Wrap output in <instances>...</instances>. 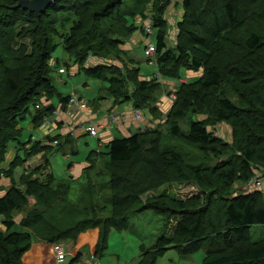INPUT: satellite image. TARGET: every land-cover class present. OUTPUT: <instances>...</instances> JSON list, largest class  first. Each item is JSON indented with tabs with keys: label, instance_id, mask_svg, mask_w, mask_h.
Here are the masks:
<instances>
[{
	"label": "trees",
	"instance_id": "1",
	"mask_svg": "<svg viewBox=\"0 0 264 264\" xmlns=\"http://www.w3.org/2000/svg\"><path fill=\"white\" fill-rule=\"evenodd\" d=\"M171 2L54 0L36 15L16 7L17 0H0V164L9 144L19 141V121L30 116L33 124L40 126L53 109L43 106V99L56 94L53 73L57 66L51 60L59 44L57 26L63 13L73 17L68 32L60 36L68 60L79 66L89 56L123 62L124 74L113 66L90 67L86 73L107 81L115 98L130 99L126 95L132 87L136 109L155 113L149 102L159 88L156 79L139 81L133 61L123 60L126 53L120 47L137 30V18L150 20L154 63L160 76L179 79L185 70L201 72L175 90L178 96L164 123L166 134L159 128L146 129L113 139L101 166L96 163L101 154H89L90 167L79 180H58L52 174L33 178L40 174L41 166L28 170L19 186L11 184L0 198V216L6 228L5 233L0 232V264H22L34 242L72 244L81 233L96 228L100 238L95 255H100L110 231L128 227L130 214L151 210L161 215L169 208L166 194L159 193V200L153 203H142L143 196L188 179L200 187L209 185L210 197L219 203H208V197L203 205L179 202L174 207L180 213L178 222L170 234L159 235L151 248L144 251L142 247L139 264H155L168 248H174L182 258L204 251L202 264H264V238L255 242L250 235L252 226H264V191L229 194L235 183L244 185L264 169V0H181L175 44L169 47L164 13ZM149 6L151 16L145 15ZM25 22L32 27L27 28ZM24 36L31 38L29 55L27 45L16 47V40ZM4 54L16 63L4 61ZM128 65L133 68L129 70ZM68 100L64 97L60 102L66 106ZM36 105L42 108L36 109ZM189 110L192 116L198 110L206 111L208 118H192L184 134L178 122ZM222 123L230 125V142L207 130ZM167 137L211 152L217 161L213 165L190 164L165 145ZM54 141L58 147L57 139H49ZM45 149L46 145L35 141L27 155ZM5 173L0 168V177ZM72 183L78 184L74 201L69 197ZM209 206L217 207L215 214ZM22 211L26 214L16 225L14 214ZM15 226L19 230L11 232ZM65 248L68 251L70 245ZM79 257L68 264H75Z\"/></svg>",
	"mask_w": 264,
	"mask_h": 264
},
{
	"label": "crops",
	"instance_id": "2",
	"mask_svg": "<svg viewBox=\"0 0 264 264\" xmlns=\"http://www.w3.org/2000/svg\"><path fill=\"white\" fill-rule=\"evenodd\" d=\"M166 18H168L167 15ZM178 21L179 19H176L173 22L177 23ZM168 36L174 40V36H176V30L173 31V36L170 33L168 34ZM124 45L123 47L121 46L122 50L125 49ZM128 48L129 50H131L129 46ZM129 50H124L126 56L123 57V60L125 62L133 61V66H135L139 81H149L151 79H156L157 83L159 84V88L155 93L154 100L152 99V101L149 102L150 106L155 109L156 112L151 113L147 108L141 110H139L138 108L136 109L135 101L132 100V87L127 90L126 95L130 99L126 98L125 100L122 97L115 98L108 91L109 83L107 81L95 79L91 76L89 77V75L86 73V69L90 67L93 68L97 66H113L119 72L124 74L126 73V71L123 67V62L117 59L92 58L89 56V60L85 61L86 63L83 66H79L70 60L66 61V59L64 58L63 64H57V68L54 72L55 74L53 73L56 77L55 79L53 78V85L55 86L56 91V94L53 98H57V101L59 103H57L58 106L55 105L56 102L53 101V98L50 100H46L45 98L43 99L44 105L52 106L54 110H57V114L52 115L54 117L53 124L51 125V127L47 128H44L43 126H35L32 122L31 117H28V128H33V132L38 135L37 137H32L34 138L33 142L38 141L41 144L46 145L47 150L45 149L44 151H41L34 156L28 157L27 152L31 149L33 142L30 143L29 139L27 142L21 143L20 138L19 141L16 142V146L8 147L4 157V161L0 164V168L2 169V171L6 172L5 175H2L0 177V198L5 195V191L11 186V184L19 186L22 176L29 174L28 170L34 171L36 167L42 166V169L39 171L40 174L33 175V178H43L46 174H52L54 176V166L62 167L65 162L67 165L65 166L63 171L65 172L64 175L67 176L66 179L68 180V178H71L72 180H79L83 176L84 172L87 171L90 167L88 157L91 152H99L101 154V156L96 158L97 166H101L102 161L106 159L104 155L107 153V145L109 142H111L115 138H127L142 130L150 129L151 123L155 122L154 119H156L159 114L167 115L172 108L174 94L171 91L176 90L177 84L179 85V83H187L193 81L201 74V72L184 71L183 73H180L179 79H168L160 76L157 71V76L143 78L140 75V68L137 65V61L128 56ZM148 63L155 64L154 62H149V60ZM128 68L130 67L128 66ZM79 73H82L86 78L106 82L107 86L103 88L106 93L99 97H96L93 103H90V101H88L81 92L72 90L70 94L64 95L63 93L58 91L59 89H57V87L67 84L62 77L75 76ZM82 85L86 90H91L90 84L88 85L86 79L82 80ZM168 87L171 91L168 90ZM71 95H76L84 98L86 101L85 106L82 109L71 110L60 102V99L64 97L69 98ZM133 110H136L137 113H139V120H136L134 118L132 113ZM122 111L126 112V116L123 120L118 121L116 124H111L108 121L109 116L119 114ZM25 119L26 117L21 121H24ZM90 122L101 126V129L97 132V136L93 137L84 132V128L87 127ZM84 136L90 137L92 146H89L90 144L86 143L85 146H88L87 150L89 151L83 152V155H80L79 145L82 141L80 143L79 141ZM49 139H57L59 141L58 147L53 146L51 142H49ZM20 150L24 151L25 153L23 157L19 155ZM59 153L62 154L61 158H59ZM73 156L77 157V159H74ZM13 164L15 166L12 167ZM19 166H22L21 170L15 173L14 170H16ZM17 213V215L14 214V222L16 225L19 224L22 217H24L26 214L25 211ZM2 220L3 218L2 216H0V232L5 233L6 228L2 224ZM126 225H128V227H125L122 230L112 229L108 236V244L113 242L114 239L118 240L116 241V243L114 242V245L117 244L116 246L120 251L124 250L127 246L125 245L124 247L125 236H123L124 234L121 232H130V230H133V227L129 224V217L126 220ZM134 233L138 236L137 231H135ZM99 238L100 230L98 228L81 233L77 237L75 242L70 244L68 255L73 259L76 255L80 254L78 261L81 262V264H85V262L86 264H95V260L99 259L103 255V253L100 255H95V250L99 243ZM51 246L52 245L50 244L42 242H34L29 251L23 256L22 264H55L56 262L54 261V258L52 256ZM142 247L143 245L141 243L139 245V249L141 252L136 259V263L134 264H139L140 262L141 255L143 253ZM171 249L174 248H168L167 250ZM116 257L118 260L120 259L119 254H116ZM188 258L189 257H187V259Z\"/></svg>",
	"mask_w": 264,
	"mask_h": 264
},
{
	"label": "rangeland",
	"instance_id": "3",
	"mask_svg": "<svg viewBox=\"0 0 264 264\" xmlns=\"http://www.w3.org/2000/svg\"><path fill=\"white\" fill-rule=\"evenodd\" d=\"M180 2H181V0H176V1L172 0L171 4L167 7L165 14H164V19H165L166 24H167V45L169 47H173L175 44V39L173 40L171 37L168 36V34L170 33L173 36V31L176 30V22L174 23L173 21L176 19H180V17H181L182 8H181ZM152 4L154 5V3H152ZM152 4H150V6H152ZM150 6L147 9V11L145 12V15H147V16L152 15ZM166 15L168 18H166ZM174 16H176V17H174ZM52 18H53V15L50 16L49 20H51ZM72 18L73 17H70L66 13H63L60 15V19H61V20L59 19L60 24H58V26H57L58 38H56V40H57L56 43H59V44L52 54V60H51L52 65L53 64H55V66L57 64L62 65L64 62V58L66 59V61H68V59L66 58V55L64 53V50L62 48V45L60 44V42H61L60 36L62 34L63 35L66 34L68 32V27H69L68 22L71 21ZM67 19H70V20L66 21ZM166 19H168V20H166ZM148 21H150V20L137 18L135 21V26L137 27L136 28L137 30L129 37V39H127L125 41L126 44L124 43L125 49L129 50L128 46L131 48V50H129V52H128V56L137 61V65L140 68V75L143 78H147V77L150 78V77L157 76V69H156L155 64H149L147 61V58L144 55V47H146V45H147L146 43L148 41H151L154 43V41H153L154 34L149 36V39H147L148 37H146L144 35V31H142L143 25L147 24ZM45 22H47V20H45ZM25 25L27 28L32 27L27 22H25ZM20 28H21V26L17 28V31H20ZM174 38H175V36H174ZM21 44L28 46V48L25 52L29 55V53H31L30 46L32 45L31 38H29L28 36L18 38L16 40V47H18ZM2 58L6 62H8L10 60L13 63H16L13 61V59L11 60V57H9L7 54H4ZM128 66L130 67V69L133 68L131 65H128ZM185 71H190V70H185ZM54 74H53V78L55 79L56 77ZM62 78L64 79V81H66L67 84L66 85L65 84L60 85L59 87H57V89H59L58 91L63 93L64 95L70 94L72 92V90H75L76 92H81L84 95V97L88 101H90V103H93V101L96 99V97H99V96L103 95L104 93H106V91L103 90V88L107 86L106 82L86 78L82 73H79L78 75H75V76H69V77L64 76ZM83 79L87 80L88 85L90 84V87H91L90 91L86 90L85 87L82 85ZM174 81H176V80H174ZM180 84L181 83H179V85L177 84L176 90L178 89V86H180ZM168 90L171 91L169 89V87H168ZM171 92L174 94L173 100L177 99V96H178L177 93H175V91H171ZM71 96H76V95H71ZM76 97H80V96H76ZM230 97L233 101H236V99L233 96H230ZM53 101L56 102L55 105H57L58 101H57L56 97L53 98ZM174 102H175V100L173 101V103ZM43 106L46 107L49 105H43ZM66 107L68 109H71V110H78V109L83 108L81 106H75V105L66 106ZM122 112H124V111H122ZM205 112L206 111H199L198 110L196 112V114H194V116H192L193 114L191 113V110H189L187 112V114L178 122V125L180 127V131L183 132L184 134L188 132L192 118L196 119L198 121L207 119L208 113H205ZM132 113H133V116L136 120L140 119V117H137V111L136 110H133ZM53 114H57V110H54V108L52 109L50 115L44 116L47 118V121L43 123V120H42V123H40L39 127H41V126H43L44 128L51 127V125L53 124V118H54L52 116ZM113 116H116V115H113ZM113 116H109V119H108V121L111 124H114L111 122V117H113ZM125 116H126V112H125ZM28 117L29 116H27L24 121H21L22 119L19 121L20 128H21V135H20V142L21 143H25L29 139L31 140V142H33L34 138H32V137L38 136L37 134H35L33 132V128H31V129L28 128L29 127ZM158 117L163 119V122L161 121L160 118L154 119L155 122L151 123L150 129H158L159 128V130L163 134H166V125L164 124V123H166V120H165L166 115H160L159 114ZM121 120H122V118H121ZM98 128L100 130L101 126L98 125ZM207 128H208L207 129L208 131H215L216 135H218V137H220L224 141L230 142L231 128H230L229 124H223L222 123L219 125H213V126L210 125ZM32 134H34V135H32ZM167 139H168V142H166L165 145L169 148H173V150L182 154L185 157V160H187V162H189L190 164L200 165V166H203V164L213 165L217 161L215 158H213V154L211 152L205 153L198 146H196L194 144L185 143L179 138L167 137ZM54 142H56V141H54ZM79 143H80V145H79L80 155H83V152L89 151V150H87L88 146H85L86 143H89L90 144L89 146H92V141H91L89 136L82 137L81 140L79 141ZM16 145H17L16 142H11L9 144V147H13ZM55 146H57V144ZM24 154H25L24 151H22V150L19 151V155L21 157H23ZM61 155L62 154L59 153V158H61ZM73 158L77 159V157H75V156H73ZM223 158H225V157H223ZM66 165L67 164L64 162V165L62 167L61 166H54V174H55L54 177L56 179H58V180L59 179H66L67 176L64 175L65 172L63 171ZM21 168H22V166L17 167V169L14 170V172L15 173L19 172L21 170ZM261 169L263 170V168H261ZM262 170L258 171V173H261ZM207 179L208 178H206V180ZM256 190H260V191L263 190L264 191V181H263L261 186H259V187H257V186L252 187L251 186L247 190L243 189V184L237 182L233 185L229 194L230 195L233 194V196H234V195H239V194L250 193V192H253ZM211 191L212 190H211V188H209V185L200 187L199 185H196L194 182H192V181H190V179H188L186 181H176L175 183H173L171 185L163 186V187L159 188L158 190L153 191L151 194L145 195L141 199L142 203H145V202H149V203L152 202L153 203L154 201L157 202V200H159L158 199L159 193H161V195L166 194L167 195V197H166L167 205L166 206H168L169 208H166V210L162 211L161 215H157L151 210H145L143 213L130 214L129 215V224L133 227V230L132 231L130 230V232L129 231L121 232L124 234L123 236H125L124 247H125V245H127L125 247V249L121 250V251L118 250V248L116 246L117 244L114 245V242L116 243V241H118V240L114 239L113 242H111L109 244L107 243V247L104 250L103 255L99 259L95 260V264H98V262H99V264H134V263H136V259L140 255V252H141L139 249V245L141 243L143 245V250L146 251L155 244L159 235H161L164 232L166 234H170V232L172 231V227H174L176 225V223L178 222V220L180 218L179 217L180 213L176 210L177 208L174 209V207L179 202H184V203L192 202L193 205H199V204L203 205L204 199L207 201V197H208V203H211V202L219 203V201L216 197H214V196L210 197ZM77 195H78V184L72 183L69 197L71 200L74 201V200H76ZM211 198H212V201H211ZM164 202H166V201H164ZM209 207H210V209H213V213L216 212V210H217L216 206H209ZM17 214L18 213H15V215H17ZM18 230H19V228L17 226H15L11 230V232H15ZM135 231L138 232V236L135 235V233H134ZM121 233H119V234H121ZM250 235H251V239L255 242L257 240L263 239L264 238V226H260V225L252 226L250 228ZM117 236H120V235H117ZM175 244H178V242H176ZM62 245L64 247L68 248L70 243L64 242V244H62ZM116 254H119V257H120L119 260L117 259ZM204 256H205V252L199 251V252L191 255L188 259L187 258L182 259L178 256L177 252L174 249H171V250H167L163 256L157 258L155 264H202V259L204 258ZM71 259H72L71 256L68 255L63 264H68L71 261ZM75 264H81V262L77 261ZM85 264H86V262H85Z\"/></svg>",
	"mask_w": 264,
	"mask_h": 264
},
{
	"label": "built area",
	"instance_id": "4",
	"mask_svg": "<svg viewBox=\"0 0 264 264\" xmlns=\"http://www.w3.org/2000/svg\"><path fill=\"white\" fill-rule=\"evenodd\" d=\"M143 31H144V35L146 37H148L147 39H149V36L152 33V29L150 26V23L148 22L147 24L143 25ZM146 47H145V57L147 58V60H149L150 62H154L156 59L155 56V44L151 41H148L146 43ZM89 60V57H87L86 61ZM85 100L81 97H76V96H70L68 103L66 106H71V105H75V106H81L84 107L85 106ZM42 108L41 105H36V109H40ZM125 117V112H121L120 114H116V116L111 117V122L116 124L118 121L124 119ZM137 117H140L139 113H137ZM47 121L46 117H43V123ZM99 128L98 125H96L93 122H90L88 124L87 127L84 128V132L90 136H97V132H98ZM216 135V133H215ZM218 136V135H217ZM54 146L57 144V142L52 143ZM41 146H44V144H41ZM264 181V169L262 170L261 173L256 174L254 177H252L247 183H245L243 185V189L247 190L249 187H254V186H261L262 183ZM51 251H52V256L54 258V261L56 262V264H63L66 257L68 256V252L65 249V247L62 244H53L51 246Z\"/></svg>",
	"mask_w": 264,
	"mask_h": 264
},
{
	"label": "water",
	"instance_id": "5",
	"mask_svg": "<svg viewBox=\"0 0 264 264\" xmlns=\"http://www.w3.org/2000/svg\"><path fill=\"white\" fill-rule=\"evenodd\" d=\"M54 0H17L16 7L22 8L36 15L45 12Z\"/></svg>",
	"mask_w": 264,
	"mask_h": 264
},
{
	"label": "bare ground",
	"instance_id": "6",
	"mask_svg": "<svg viewBox=\"0 0 264 264\" xmlns=\"http://www.w3.org/2000/svg\"><path fill=\"white\" fill-rule=\"evenodd\" d=\"M90 77V76H89Z\"/></svg>",
	"mask_w": 264,
	"mask_h": 264
}]
</instances>
